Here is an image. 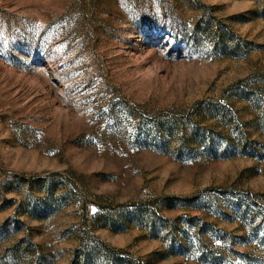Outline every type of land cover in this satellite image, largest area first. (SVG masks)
Instances as JSON below:
<instances>
[{
    "label": "rangeland",
    "instance_id": "374dc122",
    "mask_svg": "<svg viewBox=\"0 0 264 264\" xmlns=\"http://www.w3.org/2000/svg\"><path fill=\"white\" fill-rule=\"evenodd\" d=\"M0 264H264V0H0Z\"/></svg>",
    "mask_w": 264,
    "mask_h": 264
}]
</instances>
